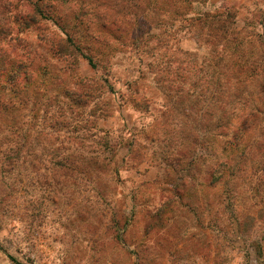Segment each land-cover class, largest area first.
<instances>
[{
  "label": "rangeland",
  "instance_id": "374dc122",
  "mask_svg": "<svg viewBox=\"0 0 264 264\" xmlns=\"http://www.w3.org/2000/svg\"><path fill=\"white\" fill-rule=\"evenodd\" d=\"M219 8L236 13L233 25L236 37L218 50L199 46L192 33L181 32L177 37V48L181 51L174 66L180 67L182 61L187 65L195 62L206 77L202 79L205 84L203 81L199 84L201 80L187 73L189 80L177 86L185 93L194 92V84L205 88L202 100L207 105L212 102L209 91L214 90L215 84L210 75L214 54L217 61L220 58L216 65L219 72L239 59L237 64H243L244 73L248 70L250 75L242 83L245 92L233 91L232 95L238 94L243 104L247 103L249 109L257 107L259 112L256 115L252 113L255 110L241 111L237 124L253 115L257 123L247 138L250 142H261L264 140V93L260 91L264 84V28L261 27L264 0H209L201 11ZM198 9L200 6L195 11ZM61 10L64 14V8ZM62 21L58 22L64 26ZM59 32L64 34L50 21L41 20L27 41L35 43L37 35L43 34L61 36ZM69 35L74 37L72 32ZM163 53L164 50L158 51L154 58L162 61ZM33 62L35 79L43 78L45 63L37 59ZM148 63L147 56L132 49L116 55L110 67L98 61L96 70L81 58L77 66L64 62L46 66L51 72L46 84H58L59 79L66 77L94 83L98 79L108 81L102 98L95 102V108L108 113L106 120L98 121L102 133L95 140L88 139L86 144H68L81 151H91L95 150L96 141L102 139L116 149L114 158L107 155L112 158L110 167L115 177L110 174L108 182L100 187L105 192L102 201L96 200L89 181L75 171L73 177L64 178V160L63 166H59L61 159L51 158L49 148L59 149V157L63 158L67 145L61 138L55 141L50 137L49 115L37 119L35 127L25 109L13 113L11 116L15 118L0 122V264H264V164L259 156L253 167L256 184L241 183L240 198L232 212L227 199L219 205L221 200L217 202L212 191L201 190L204 192L198 195L191 192L192 197L178 201L174 211L163 214L164 217L162 211L158 213L167 198L156 187L163 177L161 158L167 149L162 136L151 143L140 131L152 123L150 114L163 111L165 84L158 86L152 82L155 75L149 71ZM133 86L141 90L137 97L148 101L138 102L131 91ZM224 92L225 98H229V91ZM133 100L137 103H132ZM191 103L192 100H187L183 105ZM188 112L187 117L193 118V113ZM176 120V124L183 123L186 118L178 115ZM186 129H190L189 123ZM60 132L65 134V130ZM17 148L20 149L14 160L17 165H9L15 158L11 152ZM208 148L205 145L200 151V166L210 162L212 150ZM189 181L191 184L193 179ZM190 188L194 189L191 185ZM232 214L240 219L241 232Z\"/></svg>",
  "mask_w": 264,
  "mask_h": 264
},
{
  "label": "trees",
  "instance_id": "16d2710c",
  "mask_svg": "<svg viewBox=\"0 0 264 264\" xmlns=\"http://www.w3.org/2000/svg\"><path fill=\"white\" fill-rule=\"evenodd\" d=\"M208 1L0 0V122L15 118L11 116L13 113L25 109L35 122L32 127H35L37 119H46L49 115L50 137L55 141L61 138L63 144L67 145L63 149L64 159L59 157V149L49 148L51 158L61 159L59 166H63L64 160V178L73 177L75 171L92 185L96 200L102 201L105 192L100 187L108 182L110 174L115 177L110 167L112 158L108 157L111 154L114 158L116 149L102 139L96 141L95 150L91 151H81L68 144H86L88 139L95 140L98 133H102L98 121L106 120L108 113L97 106L95 108V102L102 98L104 85L108 81L98 79L94 83L87 79L66 77L59 79L58 84H46L47 75L51 73L46 66L61 62L77 66L81 58L96 70L98 61L110 67L116 55L133 49L148 57L147 67L155 75L152 82L158 86L165 84L162 86L165 92L161 106L163 111L150 114L152 123L140 131L151 143L162 136L167 149L161 158L163 177L156 183L157 189L167 198L158 213H171L178 201L192 197L191 192L198 195L207 190L212 191L217 202L221 200L219 205H223L224 199H227V207L232 212L240 198L241 183L256 184L255 158L261 157L264 164V140L250 142L247 138L249 130L255 128L256 119H252L253 115L246 116L237 124L241 111L255 110L252 113L257 115L259 109L253 106L249 109L238 94L232 95L233 91L240 94L245 92L242 83L249 77V71L244 73L245 67L237 64V59L219 72L216 65L220 58L217 61L214 54L210 75L215 84L214 90L209 91L212 102L203 105L205 93L202 92L205 88L194 84V92L185 93L177 84L189 80L187 73L195 75L197 81L201 80L199 84L202 81L205 84V79H202L206 74L201 75L202 71L195 62L187 65L189 63L182 61L180 67L174 66L176 56L181 51L177 48V37L181 32L192 33L199 46H212L218 50L220 45L227 46L236 37L233 32L236 13L227 8L202 12ZM61 8H64V14ZM41 20L50 21L64 34L59 32L61 36L49 37L37 35V41L30 43L27 37ZM62 20L64 26L58 22ZM261 23L264 28V18ZM69 32L74 33V37ZM82 50L86 54L80 53ZM161 50H164L162 61L154 58ZM183 55H187V52ZM166 57L168 59L164 60ZM36 59L45 63L46 71L41 79H35L33 61ZM139 90L138 86L131 87L135 97L139 95ZM224 90L229 91V98H225L227 93ZM260 91L264 93V84H261ZM187 100L193 103L183 105ZM137 101L144 103L148 100L138 98ZM137 101L133 100L132 103ZM187 110L193 113V118L187 117ZM178 115L186 120L176 124ZM188 123L190 129H186ZM62 130H65V134L60 132ZM205 145H209L208 149L212 151L209 164L203 167L200 166V151ZM19 153L18 148L11 152L15 158L9 161V165H17L14 160ZM7 154L6 157L9 156ZM52 177H55L54 173ZM188 179H193V182L190 184ZM190 185L194 189L191 190ZM232 216L238 221L237 228L241 232L240 219Z\"/></svg>",
  "mask_w": 264,
  "mask_h": 264
}]
</instances>
